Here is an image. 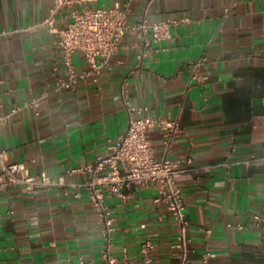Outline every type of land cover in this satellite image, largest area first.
<instances>
[{
    "label": "crops",
    "instance_id": "crops-1",
    "mask_svg": "<svg viewBox=\"0 0 264 264\" xmlns=\"http://www.w3.org/2000/svg\"><path fill=\"white\" fill-rule=\"evenodd\" d=\"M119 1L131 6L130 25L190 21L174 27L172 39L156 43L146 56L128 32L98 83L88 77L35 108L27 104L53 80L59 57L55 39L41 26L54 3L0 0V32L6 33L0 36L1 114L10 116L0 125V150L8 163L53 178L91 164L127 129V91L134 105L180 124L168 152L161 130L148 135L157 158L192 170L177 176L191 225L190 264H204L207 249L209 264H264V232L254 226V215L264 216V0ZM69 13L59 11L58 26L67 25ZM74 61L78 74L89 69L82 52ZM197 63L200 80H193ZM87 178L74 174L66 181ZM76 193L70 188L34 196L20 187L1 192L0 264H69L80 257L101 264L105 238L87 195ZM126 194L127 201L109 200L117 219L113 252L120 256L126 249L138 259L141 243L153 235L154 264H177L171 258L177 228L164 205L154 202L158 188L133 187Z\"/></svg>",
    "mask_w": 264,
    "mask_h": 264
},
{
    "label": "built area",
    "instance_id": "built-area-1",
    "mask_svg": "<svg viewBox=\"0 0 264 264\" xmlns=\"http://www.w3.org/2000/svg\"><path fill=\"white\" fill-rule=\"evenodd\" d=\"M54 3L50 15L45 18L41 26L48 29L55 39L58 50V60L53 64L52 81L45 85V89L38 99L27 106L39 108L47 103L51 93H62L65 90L74 91L77 85L88 77H94L99 82L102 71L111 65L112 57L122 45L128 32L136 35L138 44L143 46V56H146L153 45L172 39V29L190 21L189 18L174 20H159L149 23L146 19L130 25L128 15L131 12L130 4H122L119 0H51ZM100 3L103 5L96 6ZM109 5H106V4ZM69 8L68 23L57 25L60 10ZM0 32V36L5 35ZM82 52L89 69L82 74L77 73L74 61L76 52ZM199 63L193 65V80H200L197 75ZM206 79V78H203ZM124 95V106L128 115V126L125 133L117 142L108 144L106 153L96 161L83 167L68 170L64 175L51 177L43 171L33 174L22 163H8L6 151L0 150V193L10 187H20L29 195H40L61 189L77 190L76 197L81 198L83 192L96 213L105 242L101 247V264H154V250L156 243L153 235H147L140 246V257L130 259L128 251L123 249L121 255L113 252L114 232L117 219L109 203L116 198L127 201V190L133 187L158 188L155 203L164 205L166 211L177 228V234L171 246V258L177 264H190L191 239L189 237L190 221L187 217L186 202L177 186V176L185 171L180 161L168 157L157 158L154 153L149 131L161 130L164 133V146L168 152L175 142L181 127L177 120L150 113L149 106L134 105ZM264 109V93L262 95ZM3 107L0 93V125L8 121L10 116L1 114ZM18 108L13 109L15 113ZM192 163V159L186 161ZM209 167H203L208 170ZM74 174L88 175L82 183L67 182L66 176ZM254 226L264 232V216L254 215ZM231 229L244 230L241 223L228 224ZM146 229L147 225H141ZM210 251L207 249L202 257L204 264H209ZM69 264H96L80 257L76 262Z\"/></svg>",
    "mask_w": 264,
    "mask_h": 264
}]
</instances>
